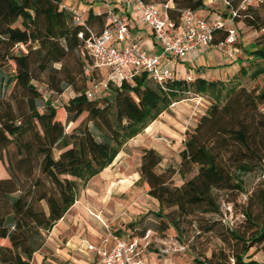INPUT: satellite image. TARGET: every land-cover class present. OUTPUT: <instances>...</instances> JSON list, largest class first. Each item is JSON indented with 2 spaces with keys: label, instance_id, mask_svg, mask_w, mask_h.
<instances>
[{
  "label": "trees",
  "instance_id": "16d2710c",
  "mask_svg": "<svg viewBox=\"0 0 264 264\" xmlns=\"http://www.w3.org/2000/svg\"><path fill=\"white\" fill-rule=\"evenodd\" d=\"M143 1L170 3L168 15L176 23L184 10L205 8L203 0ZM240 1L226 0L221 15L236 12L234 22L260 34L251 53L252 71L247 65L225 81L171 79L163 84L143 71L120 81L108 79L104 94L92 96L90 83L101 68L93 67L84 44L88 30L99 34L109 25L108 13L90 9L84 24H76L62 0H0V162L6 161L0 176V264H31L76 202L80 185L190 92L209 95L212 102L197 125L185 131L178 168L157 172L162 157L153 148L141 156L138 182L146 183L147 194L158 202L156 230H173L180 238L189 222L206 243L219 240L210 250L192 245L190 264H264L255 257L264 254V85H242L245 77L264 75V1L238 10ZM225 36L226 31L216 30L213 42ZM39 85L48 93L70 89L73 95L61 107L45 99L40 108ZM194 168L196 174L187 178ZM258 170L261 181L245 202L237 203L244 176ZM176 173L183 179L179 186L173 182ZM218 191L231 196L228 201L242 219L230 223L214 216L219 214ZM147 231L132 237L143 238Z\"/></svg>",
  "mask_w": 264,
  "mask_h": 264
},
{
  "label": "rangeland",
  "instance_id": "374dc122",
  "mask_svg": "<svg viewBox=\"0 0 264 264\" xmlns=\"http://www.w3.org/2000/svg\"><path fill=\"white\" fill-rule=\"evenodd\" d=\"M159 1L156 0V2ZM214 11L223 13L224 8L217 4ZM247 67L249 71H252L255 65ZM105 81L106 75L103 69V73L99 74V77L96 76L95 81L90 83V94L92 96L103 95ZM242 85L247 89L262 86L264 85V76H260L256 80L245 77L242 79ZM39 89L44 96L38 102L40 108H43L45 99H49L54 105L61 107L73 95L70 89L62 95L48 93L43 85H39ZM178 102L188 103L186 105L188 110H183L185 114L187 113L185 120L177 119L184 123L187 127L186 130H192L206 112L212 99L209 95L190 92ZM260 109L264 111V104L260 105ZM168 112L170 116H174L173 112L170 110ZM59 117L63 118L61 112ZM165 117L170 119L168 116ZM159 126L161 125L159 124ZM69 127L72 126H68L67 129H70ZM160 133L159 128H155L147 134L135 136L128 141L106 169L91 178L86 184L80 185L76 202L49 233L44 246L34 254L31 264H90L93 257L91 252L94 251L89 249L85 251L84 243L88 242V245L100 247L106 240L107 244L112 243L109 239L110 235L131 238L132 234L138 236L144 229L145 231L149 229L150 233L146 239L138 237L140 239L139 256L146 264H190L193 258L192 245L197 249L204 246L210 250L214 245L220 244L216 238L211 239L208 243L203 238H198L197 232L189 222L183 224L180 238L175 236L173 230H168L164 234L156 230L159 222L155 216L158 202L147 194L148 185L138 182L141 156L145 148L153 145L162 157V161L156 168L157 172L168 167L177 169L186 137L184 134L181 138L167 139ZM5 163V160L0 162V176L5 175ZM196 172L197 169L194 168L187 178L192 177ZM261 179V170L246 174L244 176L245 190L244 193L238 195L237 203L245 202L247 195L253 191ZM173 182L179 186L183 179L176 173L173 176ZM215 193L216 203L219 207V214L214 215L216 218L222 217L230 223L242 219L233 203L228 201V197L231 196H228L224 191ZM255 257L262 260L264 254L260 252Z\"/></svg>",
  "mask_w": 264,
  "mask_h": 264
},
{
  "label": "built area",
  "instance_id": "2783aa9c",
  "mask_svg": "<svg viewBox=\"0 0 264 264\" xmlns=\"http://www.w3.org/2000/svg\"><path fill=\"white\" fill-rule=\"evenodd\" d=\"M100 1L108 7L115 2H121L127 7H136L142 12L160 49L159 54L147 52L140 41L132 38L126 22L110 7L107 11L109 25L99 34L88 30L89 38L86 39L84 47L93 57V67L109 69L110 79L114 81L145 71L154 81L163 84L173 77L170 71L161 69V58L183 59L189 51L211 45L217 47L227 57H233L236 52L238 41V30L234 26L236 12H232L228 18L209 21L192 10H184L179 23H176L168 15L170 3H145L143 0ZM259 1L264 0H241L238 10H244ZM69 10L76 24H84L83 17L77 9ZM221 29L226 31V36L214 43V31ZM79 37L83 38L82 33ZM149 233L150 230L145 233L143 239H146ZM109 239L112 241L111 244H107L106 240L100 247L93 245L87 247L97 254L100 264H146L139 256L138 237L121 238L110 235Z\"/></svg>",
  "mask_w": 264,
  "mask_h": 264
},
{
  "label": "crops",
  "instance_id": "0c3cea01",
  "mask_svg": "<svg viewBox=\"0 0 264 264\" xmlns=\"http://www.w3.org/2000/svg\"><path fill=\"white\" fill-rule=\"evenodd\" d=\"M203 3L205 8L195 12L198 16L209 21L225 19L221 13L214 11V9L217 4L225 9L226 0H203ZM62 4L68 9H77L83 18L87 16L88 10L90 9H92L94 13L99 14L107 12L111 7L112 11L126 22L133 39L140 41L147 52L159 54L160 49L153 37V32L146 24L142 12L136 7H127L121 2H115L108 7L107 4L100 0H62ZM234 26L238 30V41L236 52L233 57H227L221 50L211 45L189 51L183 59H174L172 57L161 58V69L170 71L173 79H185L188 81H193L196 78L205 80H228L230 77L237 74L242 66H247L252 62L251 53L258 48L256 43V30L249 29L242 21L235 22ZM103 69L105 70L106 80L110 79L109 69L101 68L100 74L103 73ZM186 105H188V103H174L173 106L168 109L174 113V116H170L168 110H166L160 114L156 120L151 122L140 134H147L155 128H159L160 134L164 138H181L182 135L185 134L187 127L177 118L182 121L185 120L187 113L185 114L183 110H188ZM165 116L170 117V119H166ZM159 124L161 126H159ZM149 148L156 150L153 145L145 149ZM87 245L88 242L83 244V249L85 251H88ZM91 253L93 257L90 264H100L97 254L95 252Z\"/></svg>",
  "mask_w": 264,
  "mask_h": 264
}]
</instances>
